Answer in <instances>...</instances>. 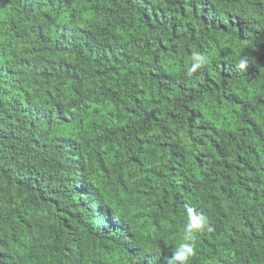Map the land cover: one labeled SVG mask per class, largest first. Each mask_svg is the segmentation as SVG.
Returning <instances> with one entry per match:
<instances>
[{
    "label": "trees",
    "instance_id": "trees-1",
    "mask_svg": "<svg viewBox=\"0 0 264 264\" xmlns=\"http://www.w3.org/2000/svg\"><path fill=\"white\" fill-rule=\"evenodd\" d=\"M187 205L264 264V0H0V264H169Z\"/></svg>",
    "mask_w": 264,
    "mask_h": 264
},
{
    "label": "clouds",
    "instance_id": "clouds-1",
    "mask_svg": "<svg viewBox=\"0 0 264 264\" xmlns=\"http://www.w3.org/2000/svg\"><path fill=\"white\" fill-rule=\"evenodd\" d=\"M242 48L246 43L242 42ZM190 64L184 72L185 78H192L198 70L204 68L209 62V56L201 51H192L189 57ZM248 54L239 56L235 67L238 70H247L250 63H254ZM186 222L181 232V242L172 248V256L169 264H191L192 258L196 255V237L201 233L214 231L213 224L208 215L199 211L191 205L185 207Z\"/></svg>",
    "mask_w": 264,
    "mask_h": 264
}]
</instances>
